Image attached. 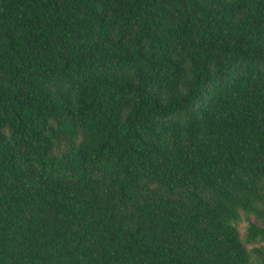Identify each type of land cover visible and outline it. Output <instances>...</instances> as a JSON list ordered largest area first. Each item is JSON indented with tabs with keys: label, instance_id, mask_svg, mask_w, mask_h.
I'll return each mask as SVG.
<instances>
[{
	"label": "trees",
	"instance_id": "1",
	"mask_svg": "<svg viewBox=\"0 0 264 264\" xmlns=\"http://www.w3.org/2000/svg\"><path fill=\"white\" fill-rule=\"evenodd\" d=\"M0 264H264V0H0Z\"/></svg>",
	"mask_w": 264,
	"mask_h": 264
},
{
	"label": "rangeland",
	"instance_id": "2",
	"mask_svg": "<svg viewBox=\"0 0 264 264\" xmlns=\"http://www.w3.org/2000/svg\"><path fill=\"white\" fill-rule=\"evenodd\" d=\"M246 223L244 221H242L239 225H238V230L240 232V234L243 236L244 235V227H245Z\"/></svg>",
	"mask_w": 264,
	"mask_h": 264
}]
</instances>
